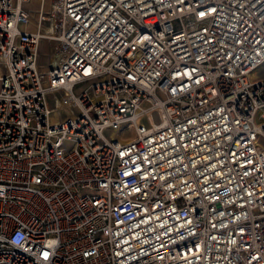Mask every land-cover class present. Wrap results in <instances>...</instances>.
<instances>
[{"label": "built area", "instance_id": "built-area-1", "mask_svg": "<svg viewBox=\"0 0 264 264\" xmlns=\"http://www.w3.org/2000/svg\"><path fill=\"white\" fill-rule=\"evenodd\" d=\"M0 264H264V0H0Z\"/></svg>", "mask_w": 264, "mask_h": 264}, {"label": "rangeland", "instance_id": "rangeland-1", "mask_svg": "<svg viewBox=\"0 0 264 264\" xmlns=\"http://www.w3.org/2000/svg\"><path fill=\"white\" fill-rule=\"evenodd\" d=\"M42 63H43V64H46V58H43V59H42Z\"/></svg>", "mask_w": 264, "mask_h": 264}]
</instances>
